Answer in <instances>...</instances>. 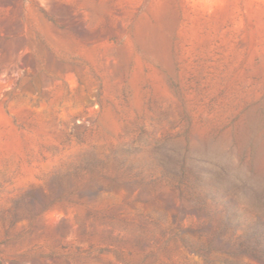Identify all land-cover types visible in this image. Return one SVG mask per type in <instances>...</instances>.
<instances>
[{
  "label": "rangeland",
  "instance_id": "1",
  "mask_svg": "<svg viewBox=\"0 0 264 264\" xmlns=\"http://www.w3.org/2000/svg\"><path fill=\"white\" fill-rule=\"evenodd\" d=\"M209 188L264 218V0H0L3 264H204Z\"/></svg>",
  "mask_w": 264,
  "mask_h": 264
},
{
  "label": "trees",
  "instance_id": "2",
  "mask_svg": "<svg viewBox=\"0 0 264 264\" xmlns=\"http://www.w3.org/2000/svg\"><path fill=\"white\" fill-rule=\"evenodd\" d=\"M45 16L54 21L45 12ZM188 200L193 210L199 215L202 222L195 231L197 236H180L171 234L170 238L163 241L166 249L171 241H179L191 254L198 255L204 264H249L256 262L264 264V218L254 216L247 208H241L234 200L220 189L209 188L192 193ZM37 198L31 197L19 203L17 209L21 212H33L36 209ZM141 224L140 233L133 241L135 251L123 249L113 250L123 264H147L154 251L142 256L149 244L155 241V232L150 229L154 225ZM242 231L241 234H237ZM120 243H125L119 240ZM125 245V244H123ZM92 255L99 258L107 248H92ZM156 259L153 264H160ZM0 264H3L0 259Z\"/></svg>",
  "mask_w": 264,
  "mask_h": 264
}]
</instances>
